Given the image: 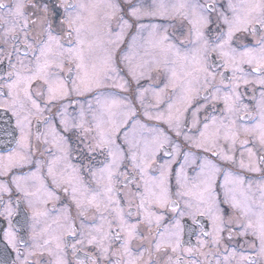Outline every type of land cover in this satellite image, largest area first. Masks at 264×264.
I'll return each instance as SVG.
<instances>
[{
  "label": "snow or ice",
  "instance_id": "obj_1",
  "mask_svg": "<svg viewBox=\"0 0 264 264\" xmlns=\"http://www.w3.org/2000/svg\"><path fill=\"white\" fill-rule=\"evenodd\" d=\"M0 132V264H264V0H0Z\"/></svg>",
  "mask_w": 264,
  "mask_h": 264
},
{
  "label": "flooded vegetation",
  "instance_id": "obj_2",
  "mask_svg": "<svg viewBox=\"0 0 264 264\" xmlns=\"http://www.w3.org/2000/svg\"><path fill=\"white\" fill-rule=\"evenodd\" d=\"M5 119H6V118H5ZM0 135H4V133H3V132H0ZM2 146H3V141H0V147H2ZM13 207H14V208H17V205H16V203H15V198L13 199ZM19 207H23L22 202H21V205H20ZM49 207H51V205H49ZM25 210H26V209H25ZM13 220H15V216L13 217ZM191 223H192V222H191L190 220L187 221V223H186V228H187L188 225H191ZM205 223H206V222L201 221V222H200V227L205 226ZM7 227H8V220H7V218H5L4 216H0V230L6 229ZM193 227H195L196 230L199 231V227H197V226H193ZM189 231H191V229H189ZM186 239H187V234H186ZM191 239H192V241L194 242V241H195V236H192Z\"/></svg>",
  "mask_w": 264,
  "mask_h": 264
}]
</instances>
